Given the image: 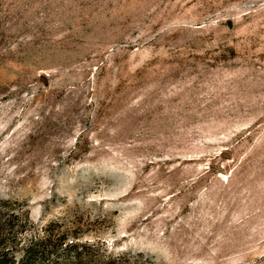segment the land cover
Masks as SVG:
<instances>
[{
	"label": "rangeland",
	"instance_id": "1",
	"mask_svg": "<svg viewBox=\"0 0 264 264\" xmlns=\"http://www.w3.org/2000/svg\"><path fill=\"white\" fill-rule=\"evenodd\" d=\"M0 264H264V0H0Z\"/></svg>",
	"mask_w": 264,
	"mask_h": 264
}]
</instances>
